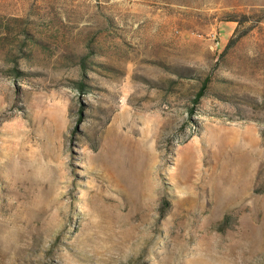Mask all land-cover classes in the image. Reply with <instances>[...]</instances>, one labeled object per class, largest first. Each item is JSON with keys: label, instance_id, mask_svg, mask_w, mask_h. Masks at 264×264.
Returning <instances> with one entry per match:
<instances>
[{"label": "rangeland", "instance_id": "obj_1", "mask_svg": "<svg viewBox=\"0 0 264 264\" xmlns=\"http://www.w3.org/2000/svg\"><path fill=\"white\" fill-rule=\"evenodd\" d=\"M0 264H264V0H0Z\"/></svg>", "mask_w": 264, "mask_h": 264}, {"label": "trees", "instance_id": "obj_2", "mask_svg": "<svg viewBox=\"0 0 264 264\" xmlns=\"http://www.w3.org/2000/svg\"><path fill=\"white\" fill-rule=\"evenodd\" d=\"M219 32H220V31H219ZM231 43H233V42H231ZM206 89H207V84H204L203 87L201 88L200 93L197 95V97H196V99H195V102L199 103L200 99H201L202 97H204V95H205V90H206Z\"/></svg>", "mask_w": 264, "mask_h": 264}]
</instances>
